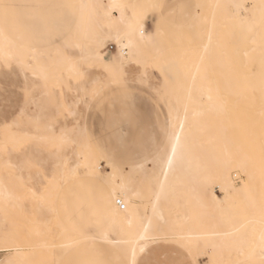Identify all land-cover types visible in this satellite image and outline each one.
Segmentation results:
<instances>
[{"label":"bare ground","instance_id":"6f19581e","mask_svg":"<svg viewBox=\"0 0 264 264\" xmlns=\"http://www.w3.org/2000/svg\"><path fill=\"white\" fill-rule=\"evenodd\" d=\"M158 2L164 0H75L76 22L70 35L44 50L24 47L0 26V52L13 56L23 73L30 70L42 93L38 100L29 99L38 110L22 109L29 128L4 126L0 140L14 148L24 140L48 148L46 154L33 147L15 157L9 151L0 154V169L12 173L0 174V222L8 223L0 226V245L7 239L32 261L55 255L62 262L68 253L102 243L121 263L131 259L124 243L129 233L143 234L147 228L149 236L169 238L147 242L152 259L175 260L172 246L185 251L181 243L199 253L196 264L202 258L207 264L264 258V206L257 207L264 205V27L258 10L255 17L252 13L260 0H197L187 28L162 18L152 8ZM151 15L152 30L147 23ZM110 40L116 50L107 55L103 50ZM94 52L105 61L120 56L125 74L130 64L144 66L151 56L168 76L165 87L174 106L168 113L167 143L154 159L129 170L107 156L78 123L82 95H92L94 86L102 92L115 85L108 83L99 64L85 63ZM83 71L86 85L80 83ZM56 88L74 97L67 99ZM51 109L68 113L76 124L61 125ZM17 120L16 127L23 123ZM181 123L184 128L173 157L172 133H180ZM30 161L39 162L41 175ZM238 173L244 177L239 186L234 182ZM87 177L106 183L112 205L101 234H79L58 217V190ZM55 224L61 229L57 236L52 234ZM0 253H5L0 261H6L8 252L0 247ZM137 256L143 258L139 250Z\"/></svg>","mask_w":264,"mask_h":264},{"label":"rangeland","instance_id":"374dc122","mask_svg":"<svg viewBox=\"0 0 264 264\" xmlns=\"http://www.w3.org/2000/svg\"><path fill=\"white\" fill-rule=\"evenodd\" d=\"M196 1L164 0L163 3L167 6L165 12L169 13V20L175 23H183L181 25L184 26L189 23ZM1 3L2 5L15 6L8 9L7 19L4 15L7 34L29 49L44 50L52 45L61 44L75 26V0H2ZM247 3L251 5L249 1ZM1 8L4 11L2 6ZM154 21L155 15H151L147 22L150 30L153 29ZM184 28L187 27L184 26ZM185 32L190 33L188 29ZM113 44L114 42L111 40L107 42L103 53L110 55V52H115L116 49L110 50V46ZM14 59L9 65L0 64V130L20 118L23 123L15 128L18 130L29 128L25 123L26 119L20 116L21 110H38L32 100H38L42 95L38 88L39 80L33 78L28 69L24 70L23 73L19 63ZM24 59L31 62L26 54ZM126 69L127 71L130 70L126 74L128 78L126 92L115 84L100 92L96 97L88 92L82 95V102L78 106L80 111L78 123L86 130L94 144L102 146L101 148L107 156L119 160L122 167L129 170L133 164L154 159L157 153L165 147L170 130V115L168 113L174 106V102L166 91L165 83L168 76L160 69L158 59L150 56L144 66L130 64ZM26 89L29 92L27 99L25 96ZM56 92L67 99L74 97L71 91L65 89L56 88ZM30 98L32 100H29ZM56 111V109H51L50 112L56 119H59L61 125L66 123L74 126L76 124L75 119L68 113L57 114ZM109 143L112 146H109ZM14 145L13 143L3 145L0 140V154L2 151L4 153L9 151L15 157L32 147L41 149L44 154L48 150L47 147L40 144L36 145V142L30 140L16 143L18 148H14ZM103 170H107V167L103 166ZM9 171L7 168L0 169V174L11 176L12 173ZM242 177L239 173L237 177L234 176V182L237 186L241 184L244 178ZM41 187L42 190H45V185L43 187L41 184ZM16 191L21 192L19 188ZM106 191V183L93 177H87L85 180L76 179L64 185L58 190L57 197L60 222L79 234H101L112 209ZM215 192L221 196L218 188H215ZM262 206L264 205L257 207ZM10 215L12 216L9 214L8 219H10ZM7 225L8 223L5 221L0 222V226ZM60 230V227L55 224L53 236H57ZM173 246L172 249L174 248L173 250L176 252L175 260L183 259L185 251L178 246ZM99 248L105 252L103 257L96 254V249ZM3 255L5 253H0V259ZM110 255V249L108 250L106 245L97 243L88 250L83 248L68 253L62 262H58L55 255H50L42 260H37L36 257L33 258V261L35 264H79V261L83 259L103 258L110 261L111 264H121L119 260ZM206 259H200L198 264H207L208 260ZM239 264H264V258L242 261Z\"/></svg>","mask_w":264,"mask_h":264},{"label":"snow or ice","instance_id":"6c2138e0","mask_svg":"<svg viewBox=\"0 0 264 264\" xmlns=\"http://www.w3.org/2000/svg\"><path fill=\"white\" fill-rule=\"evenodd\" d=\"M4 9V15L7 19L8 16V9L13 8L15 6L13 5H2ZM166 5L164 3H155L152 5L153 9H158L160 11V15L163 18L166 10ZM235 7L240 8L241 5H235ZM257 10L259 12V22L262 27H264V0H260L259 4H253L252 6V13L255 17ZM14 59L13 56H11L8 53H0V64L3 65H9L11 61ZM85 63L89 67H94L96 64H99L101 67H103L104 71L108 74V83L109 84H116L121 89H123L125 92L128 89V82L127 77L125 74V67L124 62L120 58V56L113 57L111 61H105L104 57L100 55L99 52L91 53L88 57L85 58ZM80 75V83L87 84V72L83 71L79 73ZM87 90V89H86ZM101 88L94 86L92 90L93 97H96L100 94ZM26 99L28 97L27 90L25 91ZM68 109L70 110L71 105H67ZM20 116H23V110L20 113ZM18 123V120H14L12 125H6V127L15 128ZM180 133H177L173 131L172 138L175 140V144L171 146V152L172 156L174 157L177 151V146L180 143L181 139V133L183 132L184 125L181 123L179 125ZM62 139H66L65 137H62ZM164 158L166 159V162L169 167H171L172 159L167 157V151L164 150ZM30 167L35 168L36 174L41 175L40 172V166L38 161H30L29 162ZM166 175V173H165ZM262 213H264V207H262ZM129 226L131 227V223L129 222ZM101 239L106 240V235H102ZM169 238L167 236H149L148 235V229L146 228L143 232V234L134 235L132 233H129V239L124 241L129 246V250L131 252V259L130 260H123L121 264H196V257L199 253L194 252L190 247L184 245L181 243V247L185 249L184 252V258L179 260H160V259H152L151 258V252L148 247V241L155 242L157 240H168ZM143 241L144 243H141ZM0 247H3L5 251L8 252V258L6 261H0V264H35L34 261L28 259L24 256L23 250L10 242L9 240H5L3 245H0ZM137 250H139V253L143 254V258H138L137 256ZM97 256L103 257L105 254L104 250L102 248L96 249ZM79 264H111L110 261L99 258L94 260L89 259H83L79 261Z\"/></svg>","mask_w":264,"mask_h":264},{"label":"crops","instance_id":"0c3cea01","mask_svg":"<svg viewBox=\"0 0 264 264\" xmlns=\"http://www.w3.org/2000/svg\"><path fill=\"white\" fill-rule=\"evenodd\" d=\"M1 1L2 0H0V26H2L3 27V29H4V31L6 32V30H5V26H6V19L4 18V11L2 10V8H1V6H2V3H1ZM172 1H175V2H177L176 0H172ZM194 12H195V8H194V11L192 12L193 14H194ZM169 14L168 12H165V15H164V17L167 19V20H169V16L167 15V14ZM193 14L191 15V16H193ZM191 18V17H190ZM190 20V19H189ZM169 21H171V20H169ZM175 23V22H174ZM178 24H183V23H178ZM7 33V32H6ZM8 35V34H7ZM9 36V35H8ZM10 37V36H9ZM11 38V37H10ZM13 41H15V42H17L16 40H14L13 38H11ZM17 43H19V42H17ZM19 44H21V43H19ZM32 49H34V48H32Z\"/></svg>","mask_w":264,"mask_h":264},{"label":"built area","instance_id":"2783aa9c","mask_svg":"<svg viewBox=\"0 0 264 264\" xmlns=\"http://www.w3.org/2000/svg\"><path fill=\"white\" fill-rule=\"evenodd\" d=\"M111 49H115V46L112 45V46H111ZM117 204L123 208V205H122V203H121L120 201H119Z\"/></svg>","mask_w":264,"mask_h":264}]
</instances>
